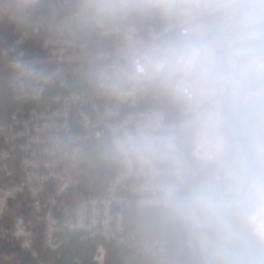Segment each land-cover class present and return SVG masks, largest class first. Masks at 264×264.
<instances>
[{
	"label": "clouds",
	"instance_id": "clouds-1",
	"mask_svg": "<svg viewBox=\"0 0 264 264\" xmlns=\"http://www.w3.org/2000/svg\"><path fill=\"white\" fill-rule=\"evenodd\" d=\"M0 28L58 52L0 87L90 111L47 150L120 193L130 264H264V0H0Z\"/></svg>",
	"mask_w": 264,
	"mask_h": 264
},
{
	"label": "built area",
	"instance_id": "built-area-1",
	"mask_svg": "<svg viewBox=\"0 0 264 264\" xmlns=\"http://www.w3.org/2000/svg\"><path fill=\"white\" fill-rule=\"evenodd\" d=\"M18 50L54 61L59 55L42 38L21 33L1 54L6 59ZM66 95L59 88L38 100L14 94V109L0 112V259L2 245L9 240L34 257L40 250L44 254L59 252L69 244L70 234L84 241L115 243L120 193L110 194L107 186L102 194H81L78 166L47 150L51 125L67 124L74 131H83L85 117L91 118L88 109L77 105L65 112Z\"/></svg>",
	"mask_w": 264,
	"mask_h": 264
},
{
	"label": "trees",
	"instance_id": "trees-1",
	"mask_svg": "<svg viewBox=\"0 0 264 264\" xmlns=\"http://www.w3.org/2000/svg\"><path fill=\"white\" fill-rule=\"evenodd\" d=\"M18 33L11 28H0V64L5 59L1 54L2 48L9 44ZM14 107V94L0 87V112L5 110L6 114L10 113ZM78 174L82 179L81 194H102L106 191L108 180L102 173L78 166ZM0 264H130V261L116 243L84 241L79 235L70 234L69 244L59 252L44 254L40 250L38 257L23 250L14 240L4 242Z\"/></svg>",
	"mask_w": 264,
	"mask_h": 264
}]
</instances>
